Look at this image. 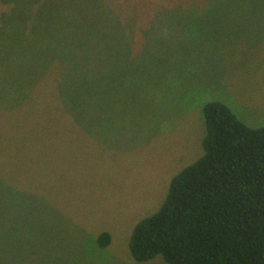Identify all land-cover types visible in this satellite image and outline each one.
<instances>
[{"label": "rangeland", "instance_id": "rangeland-1", "mask_svg": "<svg viewBox=\"0 0 264 264\" xmlns=\"http://www.w3.org/2000/svg\"><path fill=\"white\" fill-rule=\"evenodd\" d=\"M39 3L26 53L51 58L0 67V264H168L133 258V227L203 153L206 103L264 126V0ZM68 67H91L85 115L57 103Z\"/></svg>", "mask_w": 264, "mask_h": 264}, {"label": "trees", "instance_id": "trees-1", "mask_svg": "<svg viewBox=\"0 0 264 264\" xmlns=\"http://www.w3.org/2000/svg\"><path fill=\"white\" fill-rule=\"evenodd\" d=\"M39 2L11 0L1 13L0 67L51 58L26 53L46 42ZM90 68L68 67L65 79L58 78L57 103L65 114L89 111L77 90L91 82ZM32 71L35 84L39 70ZM203 111V153L173 176L159 209L135 224L130 253L141 262L161 255L168 264H264V126H249L222 101ZM110 242L108 231L97 237L101 247Z\"/></svg>", "mask_w": 264, "mask_h": 264}]
</instances>
